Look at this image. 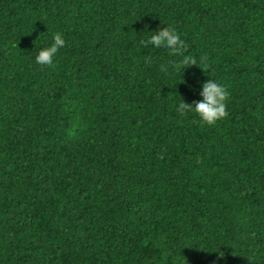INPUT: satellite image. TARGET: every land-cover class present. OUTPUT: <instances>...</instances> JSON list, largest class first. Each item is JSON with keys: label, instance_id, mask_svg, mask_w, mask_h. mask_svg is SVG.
I'll list each match as a JSON object with an SVG mask.
<instances>
[{"label": "trees", "instance_id": "obj_1", "mask_svg": "<svg viewBox=\"0 0 264 264\" xmlns=\"http://www.w3.org/2000/svg\"><path fill=\"white\" fill-rule=\"evenodd\" d=\"M0 264H264V0H0Z\"/></svg>", "mask_w": 264, "mask_h": 264}, {"label": "clouds", "instance_id": "obj_2", "mask_svg": "<svg viewBox=\"0 0 264 264\" xmlns=\"http://www.w3.org/2000/svg\"><path fill=\"white\" fill-rule=\"evenodd\" d=\"M149 32L151 33L149 39L141 42L144 47L150 44L156 49L170 50V55L183 57L182 63L185 66L197 64L192 56L184 55V41L176 29L162 27ZM65 45L64 35L61 32H55L51 44L42 47L35 56V63L38 65H54L57 54ZM201 96L202 99L194 102V104L187 103L184 99L181 100L176 107V112L182 116L195 113L202 122L208 125H214L218 120L228 115L226 109L230 93L225 85L211 77L203 83ZM223 257L224 255L220 253L218 259Z\"/></svg>", "mask_w": 264, "mask_h": 264}]
</instances>
